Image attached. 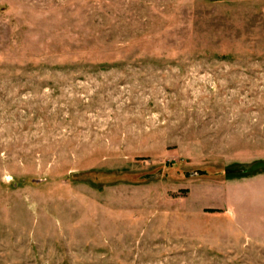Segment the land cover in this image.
Returning a JSON list of instances; mask_svg holds the SVG:
<instances>
[{
	"label": "rangeland",
	"instance_id": "374dc122",
	"mask_svg": "<svg viewBox=\"0 0 264 264\" xmlns=\"http://www.w3.org/2000/svg\"><path fill=\"white\" fill-rule=\"evenodd\" d=\"M0 264H264V0H0Z\"/></svg>",
	"mask_w": 264,
	"mask_h": 264
}]
</instances>
